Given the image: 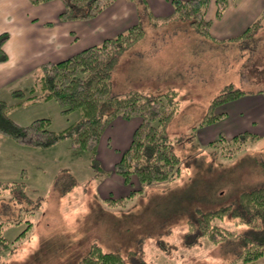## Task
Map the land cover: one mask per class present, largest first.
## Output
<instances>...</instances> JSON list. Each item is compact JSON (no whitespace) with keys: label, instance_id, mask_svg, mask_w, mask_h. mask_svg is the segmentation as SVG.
<instances>
[{"label":"rangeland","instance_id":"obj_1","mask_svg":"<svg viewBox=\"0 0 264 264\" xmlns=\"http://www.w3.org/2000/svg\"><path fill=\"white\" fill-rule=\"evenodd\" d=\"M131 1L139 7L148 5L147 0ZM140 15L143 34L123 51L114 67L113 90L161 93L177 89L179 105L167 132L181 157L178 174L143 185L133 179L130 187L106 168L108 162L98 160V151L97 160L92 161L90 150L71 148L68 138L37 147L0 133V181L25 184V195L18 189L0 191V218L13 220L3 233L14 240L0 252V264H74L93 241L104 250L121 252L132 263L264 264V254L243 262L233 240L195 239L187 221L197 204L225 203L227 194L221 195L220 190L232 197L240 189L264 183V134L232 142V127L224 125V133L211 135V124H201L211 98L223 85L231 83L246 94L264 88V19L251 35L227 45H206L205 41L200 51L202 39L208 36L191 25L187 33L175 24L182 20L153 22L144 16V9ZM40 76L41 69L36 67L0 93L9 105L7 115L22 125L47 117L53 130L80 118L79 111L65 114L55 99H44L39 86L29 92ZM17 88L34 96H14ZM117 183L128 188L121 190ZM139 187L141 191L128 196L131 188ZM212 222L236 232L247 227L229 216ZM23 229L26 234L16 240Z\"/></svg>","mask_w":264,"mask_h":264},{"label":"trees","instance_id":"obj_2","mask_svg":"<svg viewBox=\"0 0 264 264\" xmlns=\"http://www.w3.org/2000/svg\"><path fill=\"white\" fill-rule=\"evenodd\" d=\"M40 3L49 0H30ZM173 11L168 19L186 21L197 32L211 36V20L206 17V10L211 0H169ZM65 9L60 13L64 19L89 18L99 12L111 0H64ZM216 15H220L227 5V0H215ZM142 9L146 6L142 5ZM141 13V10H140ZM148 16V12H146ZM264 19V4L259 16L254 19L239 35L241 39L249 36ZM143 34L142 21L139 20L114 36L106 37L101 42L86 46L81 50L57 61H44L39 64L41 76L38 85H32L30 93L39 86L44 99H55L62 112H80V118L60 130L50 129L47 117L33 119L22 125L7 115L8 103L0 99V133L7 135L20 144L47 147L58 140L68 138L73 149H88L96 155L100 142L107 130L118 119H136L126 148L113 164V171L130 187L133 179L140 185L172 179L179 172L181 157L173 147L175 139L167 132V125L179 105L178 91L170 88L161 93L131 89L116 92L112 85V72L123 51ZM8 32L0 33V62L7 59L3 43ZM264 95V88L260 89ZM246 90L228 83L215 94L203 115L201 124L217 122L223 112L216 113L222 103L246 94ZM14 96L31 98L20 89L12 91ZM156 123H155V122ZM261 135L249 130L238 131L231 137L232 142H243L249 138L255 140ZM222 139V136H219ZM97 157V156H96ZM97 160L96 158L92 161ZM264 169V167H262ZM135 182V181H134ZM23 181H0V191L18 189L24 194ZM142 187L131 188L128 196L139 192ZM227 194L225 203L217 207L196 205L193 216L188 218L195 239L205 236L213 242L234 241L238 246L239 257L243 262L258 258L264 254V183L251 188L240 189L234 196ZM218 195V194H217ZM229 216L244 223L247 227L242 232L229 230L214 224V218ZM13 220L0 218V252L10 241L3 233L4 226ZM26 234L23 229L16 240ZM74 264H148L144 260L132 263L119 251L104 250L93 241L88 250Z\"/></svg>","mask_w":264,"mask_h":264},{"label":"crops","instance_id":"obj_3","mask_svg":"<svg viewBox=\"0 0 264 264\" xmlns=\"http://www.w3.org/2000/svg\"><path fill=\"white\" fill-rule=\"evenodd\" d=\"M147 1L146 11L144 9L145 14L148 12V16L144 15L146 18L153 22L173 20L168 19L173 11L169 0ZM131 3V0H114L89 18L64 19L60 17L66 6L64 0L36 4L30 0H0V33L6 31L9 35L3 43L7 59L0 62V93L10 90L18 77L34 71L41 62L65 58L106 37L114 36L139 21L142 5L139 7ZM263 4L264 0H227L223 12L216 15L215 0H211L206 10V17L211 20V36L200 38L204 40L199 47L202 48L200 51H203L205 41L206 45L209 42L227 45L238 40L234 37L259 16ZM175 24H180V29L187 33L191 31L188 23L179 21ZM125 89L127 88L120 90ZM256 92L219 105L223 114L217 122L208 125L212 126V129H208L211 130V135L224 133L230 127L233 128L231 135L242 130L263 135L264 95ZM230 105L234 108L227 107ZM136 122V119H118L100 142L97 158L99 161L101 158V162H108L109 167L106 168L111 173L112 165L129 143ZM201 136L204 137L202 134ZM118 186L121 190L128 188Z\"/></svg>","mask_w":264,"mask_h":264}]
</instances>
